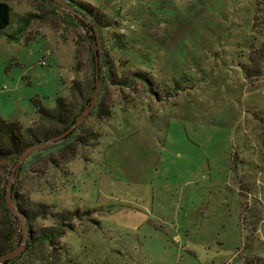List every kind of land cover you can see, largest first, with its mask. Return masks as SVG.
<instances>
[{"label": "rangeland", "instance_id": "rangeland-1", "mask_svg": "<svg viewBox=\"0 0 264 264\" xmlns=\"http://www.w3.org/2000/svg\"><path fill=\"white\" fill-rule=\"evenodd\" d=\"M0 1V118L49 128L32 99L57 97L78 114L95 81L86 29L52 0ZM64 1L108 20L102 84L73 135L12 182L30 217L36 203L67 216L25 220L12 264H264V0ZM15 160L0 159L3 187ZM57 225L52 246L38 240Z\"/></svg>", "mask_w": 264, "mask_h": 264}, {"label": "trees", "instance_id": "trees-1", "mask_svg": "<svg viewBox=\"0 0 264 264\" xmlns=\"http://www.w3.org/2000/svg\"><path fill=\"white\" fill-rule=\"evenodd\" d=\"M68 1L73 4L75 2V0H68ZM76 5L83 13H85V15H88L91 18L90 20L91 25L85 23L84 21H82L81 19H79L74 15L73 17H75L76 20L79 22V24L86 29V33L89 34L88 38L93 39L94 30L92 29V25L96 26V28L100 30L101 27H106V25L103 23V20L105 19L106 22L108 20L104 16L103 17L99 16L98 10L87 3L83 2ZM10 16H11V9L9 5L6 2L0 1V32L9 26L11 19ZM255 20L253 21V25H255L256 22ZM252 53L253 55H256V57H258L256 58L257 61L264 60V45L261 48L254 50ZM253 58L254 57L249 56V62L255 61L254 60L255 58L254 59ZM249 74H250L249 71H247L246 76H248ZM85 99L88 100L87 95ZM32 104L35 108V113L39 115L40 120L49 121V125H50L49 128H47L44 123H41L39 125H34L33 127H29L24 131L18 122H8L0 118V159H7L13 157L17 159L18 156L22 153V151L28 146L39 143L41 141H45L46 139L53 137L59 134L60 132H62L71 123L74 122V119L77 115V112L74 111V109L70 106L68 101L62 97H57L55 99V106L52 109L44 108L38 99H32ZM71 135H73V133ZM71 135L67 136L65 140H67ZM2 182L3 180L0 177V207L3 213L7 216V219L5 218L4 222L0 221V255L6 253L7 251L11 250L16 246L15 245L16 242L14 239H16L17 237L19 238V240L21 239V237L18 234V229L20 228L17 219L7 211L4 205L5 187L2 186ZM14 189H15L14 186H12L11 191L13 192ZM15 206L17 210L22 213L25 220L29 218H36L38 215H40L41 217H43V219H47L48 216L59 217V221L61 223L60 226H62L66 222L64 220L67 216H65L62 213H52L48 209L49 207L43 204L36 203V206L38 207L39 210L37 211V213L32 214V217L28 215V212L25 211L24 207H20L19 205H16V203ZM77 212L71 215L77 217L78 215V214L76 215ZM60 226L57 225V227H50L44 229L42 228L43 232L38 240L39 241L43 240L52 246L54 240L60 239L63 236V233L60 232L61 229ZM29 249H30V244L27 243L24 252H27ZM52 250L54 251L55 248H52ZM13 260L6 261L0 264H12Z\"/></svg>", "mask_w": 264, "mask_h": 264}, {"label": "water", "instance_id": "water-1", "mask_svg": "<svg viewBox=\"0 0 264 264\" xmlns=\"http://www.w3.org/2000/svg\"><path fill=\"white\" fill-rule=\"evenodd\" d=\"M53 2L57 3L65 10L71 12L73 15L84 21L85 23L91 25L90 20L85 18L79 11H77L74 7L67 4L64 0H52ZM92 29L94 30V38L92 39L93 43V59H94V86L89 95V99L86 104L83 106L81 111L76 115L74 122L71 123L66 129H64L59 134L46 139L45 141H41L39 143L33 144L25 148L22 153L18 156L15 163L12 166L10 176H13L12 181H8L5 186L4 192V204L7 211L17 219L19 228L21 230V240L20 242L11 250L7 251L6 253L0 255V263L13 260L23 254L26 249L29 234L26 228V221L20 211L17 210L15 206V202L11 195V184L15 180L21 165L24 163L26 158L34 152H39L48 149L52 144L57 143L59 141L64 140L67 136L74 133L77 128L85 121V119L91 114L98 103V95L100 92L102 79L99 77V60L98 54L100 50V37L96 26L92 25Z\"/></svg>", "mask_w": 264, "mask_h": 264}]
</instances>
